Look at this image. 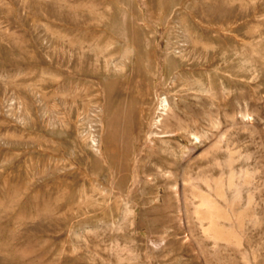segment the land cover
<instances>
[{
	"label": "rangeland",
	"instance_id": "1",
	"mask_svg": "<svg viewBox=\"0 0 264 264\" xmlns=\"http://www.w3.org/2000/svg\"><path fill=\"white\" fill-rule=\"evenodd\" d=\"M0 264H264V0H0Z\"/></svg>",
	"mask_w": 264,
	"mask_h": 264
},
{
	"label": "bare ground",
	"instance_id": "2",
	"mask_svg": "<svg viewBox=\"0 0 264 264\" xmlns=\"http://www.w3.org/2000/svg\"><path fill=\"white\" fill-rule=\"evenodd\" d=\"M160 99L161 100H160V104L158 106V112H157L158 115L154 118V121H153L156 126H157V124H159L162 121V119H164L167 116V114H170V112H171L169 101L167 100V98L163 97ZM154 124H153V126H154ZM159 129H160V127H159ZM151 133L154 134L155 132H151Z\"/></svg>",
	"mask_w": 264,
	"mask_h": 264
}]
</instances>
